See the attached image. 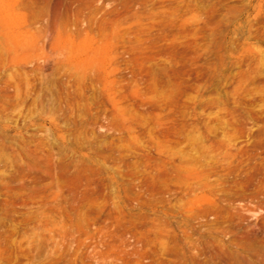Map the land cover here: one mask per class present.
Wrapping results in <instances>:
<instances>
[{"label": "rangeland", "instance_id": "obj_1", "mask_svg": "<svg viewBox=\"0 0 264 264\" xmlns=\"http://www.w3.org/2000/svg\"><path fill=\"white\" fill-rule=\"evenodd\" d=\"M0 264H264V0H0Z\"/></svg>", "mask_w": 264, "mask_h": 264}, {"label": "bare ground", "instance_id": "obj_2", "mask_svg": "<svg viewBox=\"0 0 264 264\" xmlns=\"http://www.w3.org/2000/svg\"><path fill=\"white\" fill-rule=\"evenodd\" d=\"M163 70H165L163 64H161V65L160 64H152L151 65L150 70H149L150 79H148V80H150L149 84L151 85V88H153V89L155 88L156 83L158 81V78L160 77V74L163 72Z\"/></svg>", "mask_w": 264, "mask_h": 264}]
</instances>
